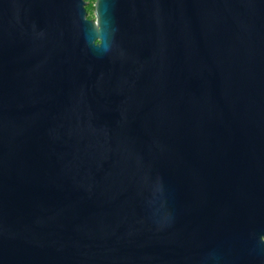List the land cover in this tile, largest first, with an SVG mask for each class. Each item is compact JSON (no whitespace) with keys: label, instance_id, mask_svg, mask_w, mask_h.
<instances>
[{"label":"water","instance_id":"95a60500","mask_svg":"<svg viewBox=\"0 0 264 264\" xmlns=\"http://www.w3.org/2000/svg\"><path fill=\"white\" fill-rule=\"evenodd\" d=\"M0 0V264H264V0Z\"/></svg>","mask_w":264,"mask_h":264},{"label":"trees","instance_id":"16d2710c","mask_svg":"<svg viewBox=\"0 0 264 264\" xmlns=\"http://www.w3.org/2000/svg\"><path fill=\"white\" fill-rule=\"evenodd\" d=\"M86 10H87V13H88V18L92 19L93 18V16H92V11H93L92 4H89V6L86 8Z\"/></svg>","mask_w":264,"mask_h":264},{"label":"rangeland","instance_id":"374dc122","mask_svg":"<svg viewBox=\"0 0 264 264\" xmlns=\"http://www.w3.org/2000/svg\"><path fill=\"white\" fill-rule=\"evenodd\" d=\"M93 3H94V0H89L88 4H87V7L89 6V4H92V6H93Z\"/></svg>","mask_w":264,"mask_h":264}]
</instances>
